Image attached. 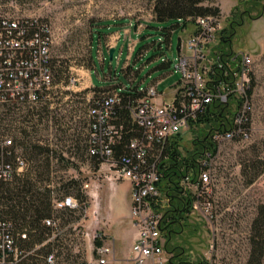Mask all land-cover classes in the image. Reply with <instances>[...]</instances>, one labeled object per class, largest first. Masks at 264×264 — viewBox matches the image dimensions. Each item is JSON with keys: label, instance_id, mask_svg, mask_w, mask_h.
<instances>
[{"label": "rangeland", "instance_id": "1", "mask_svg": "<svg viewBox=\"0 0 264 264\" xmlns=\"http://www.w3.org/2000/svg\"><path fill=\"white\" fill-rule=\"evenodd\" d=\"M210 5L220 10V31L228 28L234 8L243 18L229 46L232 52L252 55V135L245 142L216 145L207 199L211 215L192 208V202L181 227H172L168 238L162 233L166 264L170 259L172 264L181 260L206 264L210 258L219 264H244L253 220L264 205V53L259 54L264 50V0H212ZM259 11L257 19H249ZM0 14L41 20L50 26L53 40L50 93L25 116L0 107V134L21 140L22 134L13 131L15 122L34 124L33 134H28L25 142L47 146L49 165H44V157L30 160L23 154L29 165L13 176L8 187L49 190L51 207L65 216L63 220H54L55 213L51 216L55 231L48 237L59 235L62 247L69 249L67 261L62 248L60 260L65 261L61 264H94L98 247L93 240L99 237L95 222L90 225L89 220L97 206L105 210L110 180L124 179H116L113 169L96 164L98 161L86 154L87 110L102 93L93 87L141 92L154 84L158 92L170 93L181 79V74L173 71L178 40L185 43L195 27L183 20L157 21L152 0H0ZM117 32L120 37L110 60L107 48ZM101 45L105 46L103 53ZM170 96L165 101H170ZM229 108L232 113L235 107ZM200 128L203 126L192 125L181 133L182 156ZM156 155L151 153V157ZM186 188L196 194L194 187ZM114 249L115 260L109 256L107 264L131 263L123 262L129 254L124 243H115Z\"/></svg>", "mask_w": 264, "mask_h": 264}, {"label": "built area", "instance_id": "2", "mask_svg": "<svg viewBox=\"0 0 264 264\" xmlns=\"http://www.w3.org/2000/svg\"><path fill=\"white\" fill-rule=\"evenodd\" d=\"M192 23L195 28L185 43L180 40L173 66V71L181 74L176 94L169 103H160L156 85L150 84L141 91V98L127 106L131 123L140 130V135L131 138L123 151L115 154L123 129L113 123L120 89L95 99L87 110V155L113 169L116 179L130 182L131 216L138 229L131 247V264H166L160 230L162 194L157 186L161 177L157 163L167 141L187 132L191 123L216 102L235 108L230 127L210 134L213 144L245 142L252 135V55L232 52L226 58V65L222 64L218 57L220 17H198ZM52 41L47 23L0 14V106L24 110L37 105L50 93ZM219 68L223 70L217 78L215 72ZM19 151L12 136L0 135V180L11 181L26 168ZM152 152L157 155L151 157ZM212 156L206 152L199 160L195 183L189 177L183 180L185 188L196 189L192 208L205 215H211V203L207 199L211 192ZM44 223L52 227L51 219ZM96 252L94 264H107L111 249L100 245ZM23 257L24 252L14 242L10 223L0 221V264H20ZM46 261L52 263V255ZM206 264L219 263L210 258Z\"/></svg>", "mask_w": 264, "mask_h": 264}, {"label": "trees", "instance_id": "3", "mask_svg": "<svg viewBox=\"0 0 264 264\" xmlns=\"http://www.w3.org/2000/svg\"><path fill=\"white\" fill-rule=\"evenodd\" d=\"M212 0H152L154 19L157 21L165 20H183L186 23H192L195 18L214 16L220 17V10L217 6L210 5ZM261 12L251 20L257 19ZM243 24L241 14L236 12V8L231 11L229 26L220 33V42L218 46V57L222 64L226 65L227 59L231 56L230 41L233 37L236 27ZM52 68V67H51ZM215 74L221 76L223 68H219ZM52 71V70H51ZM216 78V79H217ZM253 87V77H252ZM101 90V97L112 94L111 91H104L105 88H95ZM120 103L117 106V116L113 123L118 127L122 126V136L115 147V154L124 150L128 141L140 135V130L131 123V118L127 106L135 100L141 98L143 93L140 91H120ZM36 106V105H35ZM35 106L24 110L22 108H6L8 112H14L17 115L25 116L35 108ZM230 108L225 104L213 103L209 106L207 112L199 116L192 125H202L199 133L196 134L189 142L190 147L186 150V155L182 156L179 148L182 146V134H178L166 143L157 163L158 172L161 177L157 184L162 197L165 200V206L160 209L162 213L160 221V230L165 233L166 238L173 231L172 227H181L182 221L187 219L191 211V204L194 200L193 194L183 186L185 177H189L192 183L196 182V174L198 172L199 160L205 156L206 152L212 155L216 151V145L210 141V134L215 130H226L230 127ZM17 125L13 128L18 129L16 134H22L21 140H15L16 147L20 150V156L26 162V168L29 161L23 154H27L30 160H36L44 157L48 167V158L50 150L47 146H41L36 143L31 144L25 142L28 134H33L34 124L29 122H15ZM25 126V127H24ZM28 129V130H26ZM4 135V134H0ZM9 135V134H8ZM86 154H87V133H86ZM88 156V155H87ZM89 157V156H88ZM92 158V157H90ZM95 159V158H94ZM96 164H100L97 160ZM252 180H250L251 182ZM10 181L0 180V221L8 222L11 225V234L14 238L16 246L22 250L24 257L20 264H61L65 260L68 261L69 249L62 247L59 235L53 239L51 231H55L52 227L45 225L44 220L53 216L54 220H63L65 217L62 211L53 210L49 198V190L45 188L44 192L34 190V186L22 189H10L8 183ZM38 189V188H37ZM87 205V201H85ZM67 209V208H65ZM82 209V208H81ZM68 212L72 213L71 210ZM77 219V218H75ZM25 235V238H21ZM168 240V239H167ZM168 243V242H167ZM166 243V247H167ZM93 245L98 247L101 245V239L94 238ZM62 248L66 250V259L61 261ZM52 255V263L46 261L47 257ZM179 256L176 254L175 257ZM264 258V205L258 208V213L252 223L250 236V252L247 261L244 264H261ZM168 264H172L169 260ZM178 264H187L183 260Z\"/></svg>", "mask_w": 264, "mask_h": 264}, {"label": "crops", "instance_id": "4", "mask_svg": "<svg viewBox=\"0 0 264 264\" xmlns=\"http://www.w3.org/2000/svg\"><path fill=\"white\" fill-rule=\"evenodd\" d=\"M119 37L120 35L117 32L116 36L114 35L112 37L110 46L107 49L115 48ZM101 49L102 53L106 51L104 45H101ZM262 53H264V50L260 49L259 54ZM89 84L92 86L90 80ZM112 88L116 89L115 86H112ZM177 89L178 86H174L170 93L163 94L162 92H159L160 95L158 96L157 101L164 104L169 103L176 94ZM170 94L172 95L170 96ZM169 96L171 97V100L165 101ZM108 188L107 198L109 199V202H107L105 210L97 206L98 210L93 214V217L90 218L89 224L94 225L95 222L97 234L102 237L101 242L105 243V245L111 249L112 254L110 260L114 259L115 243L121 242L125 244L129 250V254H127L123 261L126 262L129 260L131 247L135 242L138 233V229L131 216L130 182L126 180H123L122 182L110 180ZM127 264L129 263L127 262Z\"/></svg>", "mask_w": 264, "mask_h": 264}, {"label": "water", "instance_id": "5", "mask_svg": "<svg viewBox=\"0 0 264 264\" xmlns=\"http://www.w3.org/2000/svg\"><path fill=\"white\" fill-rule=\"evenodd\" d=\"M179 44H180V40H178V43H177V53L179 51ZM113 52H114V48H110L109 51H108L110 60L112 59Z\"/></svg>", "mask_w": 264, "mask_h": 264}]
</instances>
